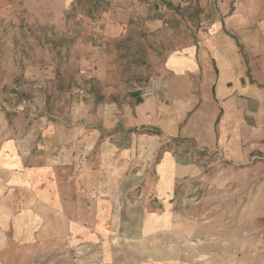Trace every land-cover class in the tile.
<instances>
[{"label":"rangeland","instance_id":"obj_1","mask_svg":"<svg viewBox=\"0 0 264 264\" xmlns=\"http://www.w3.org/2000/svg\"><path fill=\"white\" fill-rule=\"evenodd\" d=\"M215 9L217 0H0V141L44 171L43 200L59 199L70 218L63 233L48 224L5 242L6 264H264V122L223 149L125 125L143 84L161 82L166 55L194 42ZM18 85L25 107L7 101ZM165 152L185 171L168 195L157 190Z\"/></svg>","mask_w":264,"mask_h":264},{"label":"crops","instance_id":"obj_2","mask_svg":"<svg viewBox=\"0 0 264 264\" xmlns=\"http://www.w3.org/2000/svg\"><path fill=\"white\" fill-rule=\"evenodd\" d=\"M263 8L264 0H217L208 31L199 30L194 42L166 55L160 91L137 102L125 125L153 128L167 139L179 134L206 149L235 145L229 136L251 129V122L259 127L264 122V21L256 20ZM13 142L0 141V264H6L5 242L33 240L36 226L40 231L48 224L60 226L63 233L70 224L59 199L50 207L43 200L49 188L44 171L24 167ZM177 165L171 154H163L156 170L160 194H170L185 174ZM37 178L42 186L33 189ZM34 194L40 200L33 202ZM33 206L44 211L40 220Z\"/></svg>","mask_w":264,"mask_h":264},{"label":"built area","instance_id":"obj_3","mask_svg":"<svg viewBox=\"0 0 264 264\" xmlns=\"http://www.w3.org/2000/svg\"><path fill=\"white\" fill-rule=\"evenodd\" d=\"M179 1V0H178ZM201 31H208L210 28V23L204 22L201 23ZM161 82L158 81H150L149 83H144L143 87L140 88V94L143 98L154 95L160 91ZM26 87L24 85L15 86L7 95V101L11 103V105L25 107L29 102L26 98ZM25 92V93H24Z\"/></svg>","mask_w":264,"mask_h":264},{"label":"trees","instance_id":"obj_4","mask_svg":"<svg viewBox=\"0 0 264 264\" xmlns=\"http://www.w3.org/2000/svg\"><path fill=\"white\" fill-rule=\"evenodd\" d=\"M147 133H149V134H154L155 133L156 134L158 132H156L155 130H151V131L150 130H147Z\"/></svg>","mask_w":264,"mask_h":264},{"label":"water","instance_id":"obj_5","mask_svg":"<svg viewBox=\"0 0 264 264\" xmlns=\"http://www.w3.org/2000/svg\"><path fill=\"white\" fill-rule=\"evenodd\" d=\"M132 96L134 97L139 96V93L138 92L132 93Z\"/></svg>","mask_w":264,"mask_h":264}]
</instances>
